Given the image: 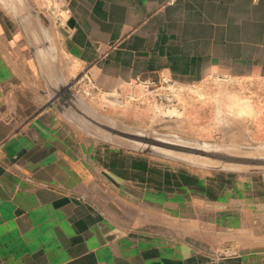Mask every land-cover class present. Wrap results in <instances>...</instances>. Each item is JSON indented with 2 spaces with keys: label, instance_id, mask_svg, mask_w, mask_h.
I'll return each mask as SVG.
<instances>
[{
  "label": "crops",
  "instance_id": "1",
  "mask_svg": "<svg viewBox=\"0 0 264 264\" xmlns=\"http://www.w3.org/2000/svg\"><path fill=\"white\" fill-rule=\"evenodd\" d=\"M28 1L36 18L13 14L40 64L0 2V264H264V174L172 180L48 95L60 78L93 109L151 87L188 140L251 139L264 0Z\"/></svg>",
  "mask_w": 264,
  "mask_h": 264
},
{
  "label": "rangeland",
  "instance_id": "2",
  "mask_svg": "<svg viewBox=\"0 0 264 264\" xmlns=\"http://www.w3.org/2000/svg\"><path fill=\"white\" fill-rule=\"evenodd\" d=\"M2 1L5 0H0V2ZM18 3H21L20 5L25 7L22 0H6L5 4L7 8L9 7V10L12 11L10 14L11 17H9L10 20L17 19L14 18L15 14H13V12L18 11ZM17 16L18 14H16L15 17ZM261 95L264 96V93ZM162 99L163 94L161 92H154L153 88L150 87L144 88L142 98L137 101H129L127 105L106 101L103 103V107L93 109L101 116L120 125L122 129L135 132L140 136L155 138L161 142L203 150L204 152L213 154L211 157L191 156L174 151L162 150L158 147H154V149L165 155L147 154L102 140L76 124L75 127L87 136L96 138L98 141L108 146L130 151L148 159L151 158L171 164L172 180H176V177L182 179L181 176L185 175L182 174V171L176 170L178 166L185 168V172L187 173L186 180L188 182L202 179L222 182L227 180L228 175L248 176L249 174H264V117L261 119L257 118V121L263 122L262 124H253L249 126L251 129V139H246L244 141L218 139L203 142L188 140V134L182 133L177 123H171L168 118H165L166 115H164L162 109ZM89 102L94 105L96 104V101L89 100ZM156 105V112L154 111V114L152 113V109ZM261 112L264 114V109ZM89 127H91L94 132L107 136V133L94 126Z\"/></svg>",
  "mask_w": 264,
  "mask_h": 264
},
{
  "label": "water",
  "instance_id": "3",
  "mask_svg": "<svg viewBox=\"0 0 264 264\" xmlns=\"http://www.w3.org/2000/svg\"><path fill=\"white\" fill-rule=\"evenodd\" d=\"M23 3L25 6L24 8L26 9V15L36 18L35 12L32 9L29 1L23 0ZM16 18V22L20 26L23 35L26 38L30 51L32 52L38 64H40L38 48L33 43L32 39L28 37L22 25L19 24V18ZM39 68L41 69L40 66ZM56 81V87H52L49 85L48 95L51 101H53L56 108L59 110V112L65 117L69 118L71 121H73L79 127L87 130L90 133H93L94 136H97L102 140L111 142L115 145L124 148H129L132 150H137L153 155H165L156 151L154 147L191 156L211 157L213 155L204 152L203 150H196L195 148H188L181 145H174L166 142H161L156 140L155 138L140 136L135 132L122 129L120 125L113 123L112 121L108 120L107 118L101 116L93 109H91L71 90V87L67 84H64L60 78H57ZM87 124L89 126H94L95 128L107 133V136L94 132L92 128L89 127Z\"/></svg>",
  "mask_w": 264,
  "mask_h": 264
}]
</instances>
